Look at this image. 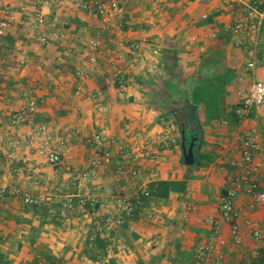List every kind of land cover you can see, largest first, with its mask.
Wrapping results in <instances>:
<instances>
[{"label":"crops","instance_id":"crops-1","mask_svg":"<svg viewBox=\"0 0 264 264\" xmlns=\"http://www.w3.org/2000/svg\"><path fill=\"white\" fill-rule=\"evenodd\" d=\"M24 1L13 2L15 9L27 6ZM82 1L63 0V7L55 8L51 14L52 19L69 22L70 36L66 42L69 47L84 46L89 38L102 31L101 18L93 11L84 10ZM118 1L125 13L115 21L112 31L104 33L103 47L105 59L110 55L121 56L130 70V83L125 91L113 86L105 62L93 79L76 78L78 57L55 42L42 46L38 34L23 24L18 29L22 27L27 33L18 43L24 45L30 64L20 68L18 77H11L7 69L18 65L16 59L9 54L0 60L1 78L8 80L7 84L0 80L3 92L0 135L9 127L11 110L24 104L27 90L33 86L34 95L40 100L37 123L50 125L52 134L66 141L63 162L56 167L50 166L34 148L19 150L14 164L4 159L0 166V187L19 188L51 209L49 223L39 234L32 235V225L38 227L43 218L33 212L27 214L25 204L19 199L0 198L2 252L13 264H34L36 258L41 260L40 264H47L43 261L45 255L55 258V264H111V260L116 264H153L154 258H159L155 264H174L178 243L183 252L192 256L193 261L186 264L193 263L197 250L211 243V221L217 215L220 197L232 188L241 173L240 168L232 165L241 158L236 150L237 138L257 135L264 143V106L240 115L237 123L234 120L207 123L203 119V137H197L195 147L197 164L185 165L181 116L169 115L175 108L167 105L164 90L165 81L187 80L183 85L188 87L201 73L217 75L230 68L235 70L237 78L228 87L227 111L238 109L242 102L239 91L255 81H264V62L259 63L254 73L247 72V62L253 54L237 45L241 37L230 31L241 18L247 19L249 25L260 22L259 33L248 30L242 38L249 45L257 40V55L264 58V10H259L263 14L261 18L256 14L250 19L245 12L255 6V0ZM204 15L209 17L204 19ZM29 37L37 43L28 40ZM143 39H148L150 46L144 49L143 63H139L133 61L130 45ZM155 48L160 51L157 57L153 55ZM215 54H223L225 65L203 68L204 61ZM79 85L86 89L80 96L76 95ZM222 121L227 126H220ZM95 132H105L115 139L111 150L115 160L123 163L124 175L118 173L119 167L114 163L102 168L97 178L83 177L96 153L90 144ZM31 134L33 130L29 127L20 131L24 137ZM205 156L214 161L202 167L199 159ZM132 170L138 171V177L131 175ZM163 181H187L189 188L186 195L172 194L167 201L152 199L143 203L136 218L137 233L122 229L113 234L108 256L100 263L92 261L85 253L86 241L96 232L88 213L81 210L83 216L79 218L72 213L67 215L63 203L70 198L97 197L111 204V192L135 198L148 190L150 184ZM260 182L264 188L263 177ZM236 208L242 214L243 243L237 244L230 225H223L220 234L223 264H255L264 258V239L254 238L247 221L260 222L264 227V205L256 204L250 195L242 193L236 199ZM135 234L139 239H133ZM216 258V254H211L206 264H219Z\"/></svg>","mask_w":264,"mask_h":264},{"label":"built area","instance_id":"built-area-1","mask_svg":"<svg viewBox=\"0 0 264 264\" xmlns=\"http://www.w3.org/2000/svg\"><path fill=\"white\" fill-rule=\"evenodd\" d=\"M19 0H9L8 4L0 3V32L8 33L16 28L19 24L28 26L31 31L38 34L40 44L49 46L55 42L59 47L69 49V52L78 57V65L75 71V77L80 80H90L97 76L103 67V63H107V68L112 76L113 86L120 91H125L130 83V70L124 65L123 58L108 56L105 59L103 37L105 32L112 31L115 21L122 17L125 10L118 0H83L81 7L84 10L95 12L102 21V31L89 38L84 46L69 47L66 42L70 36V24L65 19H52L51 14L55 8H62L63 0H37L33 9L28 6H22V13L30 16L26 21L20 18L10 6V3ZM264 6V0H255V6L249 8L245 12L251 19L258 14L261 18V12L258 7ZM32 11V12H31ZM204 19L209 16L204 15ZM261 29L260 22L249 25L247 19L241 18L240 21L230 27V31L241 37L237 45L244 47L246 52L252 53V58L247 62L246 70L254 73L260 62H264V58L257 55V40L253 45H249L244 41L242 36L248 30H254L259 33ZM212 37H216L213 35ZM24 45L18 43L10 52V56L17 61V66L8 67V74L11 77L20 75V68L26 67L31 60L24 51ZM150 46L148 39L134 41L130 45V55L133 61L143 63V51ZM121 47L124 45L121 44ZM153 55L159 56L158 48L153 49ZM58 72H60L58 70ZM85 86L77 87L76 95L80 96L85 92ZM34 87L30 86L27 90L24 104L17 110L10 112L9 127L0 135V155L6 156L7 160L13 164L17 161V154L23 148H34L37 153L44 156L50 166L56 167L63 162L66 141L62 137H55L52 134V128L48 124H38L36 121V113L40 103L36 97ZM239 96L243 100V106L239 108V115L248 113L251 109H260L264 106V81H255L252 86H247L239 91ZM3 92L0 89V98ZM220 126H227V122L222 121ZM29 127L33 130V134L24 137L20 135L21 129ZM96 148L94 158L91 160L87 171L83 174L84 178L94 179L98 177V172L102 168H106L116 163L118 173L125 174L124 165L120 160H115V155L111 148L116 144L115 139L111 138L105 132H95L90 140ZM10 146L14 149L12 153H7L5 147ZM236 150L241 154L238 161L232 162L234 167L240 168L241 173L234 180L232 188L220 197L219 205L216 209L217 215L212 218L213 235L209 245L201 246L197 250L195 264H206L211 254H216V262L223 264L225 258L221 252L222 241L220 234L224 224L230 225L232 234L237 244L243 243L241 236L240 220L241 212L236 208V199L242 194L250 195L256 204L264 205V188L260 182V178L264 179V143L257 135H239L237 138ZM119 156L124 157V151L121 150ZM131 175L138 177V171L132 170ZM6 195L20 198L26 204L39 203L42 200L34 196L25 194L22 190L10 188L9 186L0 187V197ZM142 195L149 197V191L145 190L141 195L132 197L125 194H116L111 192V204L100 200L97 197H77L70 198L63 203L67 210L81 209L88 213L89 222L94 226L96 234H100L106 239H111L113 234L124 229L128 224L129 231L137 233L138 226L136 223V210L143 204ZM90 206L93 211L88 210ZM192 207V206H191ZM190 207V208H191ZM193 210V207L192 209ZM248 227L252 230L254 238L257 241L264 239V227L260 222L247 221ZM184 228L183 233H186Z\"/></svg>","mask_w":264,"mask_h":264},{"label":"trees","instance_id":"trees-1","mask_svg":"<svg viewBox=\"0 0 264 264\" xmlns=\"http://www.w3.org/2000/svg\"><path fill=\"white\" fill-rule=\"evenodd\" d=\"M13 1V0H12ZM93 1V0H92ZM2 0H0V3ZM34 8V7H33ZM32 8V9H33ZM258 9L262 12L264 10L263 7H258ZM24 17L22 19H28L22 14ZM30 17V16H28ZM22 28V27H21ZM19 30L15 32L1 33L0 32V60L7 57L10 52L16 47L17 43L21 38H23L19 33ZM223 54H215V56L210 57L209 59L204 61V67L208 68L213 65L218 68L219 66L225 65V59H223ZM174 67V66H173ZM168 69H172L168 67ZM173 70V69H172ZM223 73H218L217 75H211L209 73L200 74L195 80L191 81V86H184L183 83H188L187 80L181 79L179 82L176 80L165 81L164 82V90L166 92V98L168 99L167 105L172 106L175 110L169 113L170 116H175L178 114L181 116V134L183 131L186 133V137L189 143H191L192 138L203 137V119L207 123H211L213 121L219 120H234L236 123L239 120V107L243 106V100L240 103L238 109H233L232 112L227 111V98L229 95L228 87L231 86L235 79L237 78V74L235 70L230 68H225ZM1 89V88H0ZM179 104H177V103ZM179 117V116H178ZM182 143V140H181ZM15 151L11 148L10 152ZM6 156L0 155V166L4 164V159ZM199 161L202 163V167H206L210 162L214 161V158L210 156L200 157ZM11 164V163H9ZM14 164V163H13ZM12 165V164H11ZM14 188V187H10ZM189 188V183L187 181H163V182H154L149 185V197L142 195L141 200L144 204H147L152 199L167 201L171 197L172 194L186 195ZM19 189V188H16ZM24 192V191H23ZM25 193V192H24ZM26 194V193H25ZM225 194V193H224ZM223 194V195H224ZM29 195V194H28ZM32 196V195H31ZM1 199L6 198H16L13 196L6 195L4 197H0ZM37 198V197H35ZM21 202L25 204V211L27 214L33 212L36 216H41L43 220L41 221L38 227L32 225L31 234L36 235L41 232V229L44 228L49 221L47 220L50 212V208L46 205H42L43 201L34 204H26L20 198ZM76 200V198H75ZM139 206L136 210V218L138 216V212L141 207ZM64 207V206H63ZM65 209V208H64ZM88 210L90 212L93 209L88 206ZM31 225V221H27ZM124 229H129L128 224L125 225ZM133 239H139V237L135 234ZM4 240L0 238V264H13L10 258H8L2 252V245ZM110 245V241L100 234H95L94 236H90L86 241V254L89 258L96 262L100 263L108 256V248ZM176 254L177 257L173 260L174 264H186L188 261L192 259L191 254H186L181 250L180 243L176 244ZM264 253V250H262ZM158 259V260H157ZM43 261L47 264H55V258L50 257L49 255H45L43 257ZM153 264L159 261V258H154ZM193 261V260H191ZM41 260L36 258L34 264H40ZM111 264H116L115 260H111ZM140 264H143L140 262ZM151 264V263H150ZM190 264H195V262H191ZM255 264H264V258H259L255 261Z\"/></svg>","mask_w":264,"mask_h":264},{"label":"rangeland","instance_id":"rangeland-1","mask_svg":"<svg viewBox=\"0 0 264 264\" xmlns=\"http://www.w3.org/2000/svg\"><path fill=\"white\" fill-rule=\"evenodd\" d=\"M3 1V4H5V3H7V2H9V0H2ZM36 2H37V0H26V2L24 1V2H22V3H24V4H26L28 7H30V8H33V7H35V5H36ZM8 4V3H7ZM6 5V4H5ZM10 6H12V8H13V11L16 13V12H18L17 14H18V16L20 17V18H22V9L19 7H16V9H15V6L16 5H14L13 3L10 5ZM19 26V25H18ZM18 26H16L17 27V29H15V30H13V31H10V32H15V31H17V30H19L18 31V33L24 38L26 35V29H24V28H19L18 29ZM21 27V26H20ZM26 28V27H25ZM33 38H35V37H33ZM22 39V38H21ZM28 40H34V39H32V38H30L29 37V39ZM35 42L37 41L36 39L34 40ZM33 42V41H32ZM37 43V42H36ZM28 54V53H27ZM5 71V70H4ZM1 76L2 75H0V80H2L1 81V83L2 84H7V82H8V80L7 81H5L4 79H2L1 78ZM2 87V86H1ZM5 119H6V122L8 121V116L7 115H5V117H4ZM5 150H6V152L9 154V153H12V152H10V150H11V148H10V146H8V147H5ZM5 158H7V157H5ZM65 213L67 214V215H71V213H72V215L74 216V217H77V218H79V217H82L83 216V213H81V209H77V210H75V211H73V210H71V211H67V209H65ZM70 213V214H69ZM71 215V216H72ZM92 229V228H91ZM92 232H94V231H92ZM94 234H95V232H94ZM93 234V235H94Z\"/></svg>","mask_w":264,"mask_h":264},{"label":"water","instance_id":"water-1","mask_svg":"<svg viewBox=\"0 0 264 264\" xmlns=\"http://www.w3.org/2000/svg\"><path fill=\"white\" fill-rule=\"evenodd\" d=\"M198 138L195 137L192 139L191 143L188 146V140L186 137L185 131L182 133V150H183V162L185 165L193 167L197 164L196 156H195V147Z\"/></svg>","mask_w":264,"mask_h":264},{"label":"flooded vegetation","instance_id":"flooded-vegetation-1","mask_svg":"<svg viewBox=\"0 0 264 264\" xmlns=\"http://www.w3.org/2000/svg\"><path fill=\"white\" fill-rule=\"evenodd\" d=\"M190 144V143H189Z\"/></svg>","mask_w":264,"mask_h":264}]
</instances>
